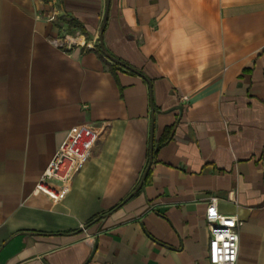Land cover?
Masks as SVG:
<instances>
[{"label": "crops", "instance_id": "obj_1", "mask_svg": "<svg viewBox=\"0 0 264 264\" xmlns=\"http://www.w3.org/2000/svg\"><path fill=\"white\" fill-rule=\"evenodd\" d=\"M107 4L0 0V264H210L211 198L264 264V0H109L103 45L144 77L102 54ZM79 126L55 202L37 185Z\"/></svg>", "mask_w": 264, "mask_h": 264}, {"label": "built area", "instance_id": "obj_2", "mask_svg": "<svg viewBox=\"0 0 264 264\" xmlns=\"http://www.w3.org/2000/svg\"><path fill=\"white\" fill-rule=\"evenodd\" d=\"M79 38L80 35L76 33L53 38L51 44L61 50L70 51L80 45ZM97 139V132L89 126L73 128L39 179L37 188L52 196L55 202L64 200L71 192L73 180L89 163ZM205 220L210 232L209 263L238 264L240 246L238 218L221 214L218 210V199L211 198L206 207Z\"/></svg>", "mask_w": 264, "mask_h": 264}, {"label": "water", "instance_id": "obj_3", "mask_svg": "<svg viewBox=\"0 0 264 264\" xmlns=\"http://www.w3.org/2000/svg\"><path fill=\"white\" fill-rule=\"evenodd\" d=\"M108 15H109V0H108V4H107V9H106V13H105L104 21H103V27L101 28V34L99 35V43H100V49H101L102 54H104V56H106V57H107L109 60H111L112 62H114V63H116V64H119L120 66H123V67H125L126 69H129V70H131V71H133V72H135V73L138 74L139 72H137V71H135L134 69H132V68L126 66L125 64H123V63L120 62L119 60H117V59H115L114 57H112V56L106 51V49H105V47H104V45H103L102 37H103L104 27H105V25H106V23H107ZM139 74H140V73H139ZM140 75H141L142 77H144L142 74H140ZM153 111H154V109H153ZM153 133H154V131H153V129H152V137H151V158H150V164H149V167H150V165L152 164V161H153V142H152V141H153ZM148 172H149V168L147 169V171H146L145 174L143 175V180H142V182L140 183V185H139V187L137 188L136 191H139V190L141 189L142 183H143V181L145 180V178L147 177ZM130 197H131V196H129V198H127V199L125 200V202L128 201V200L130 199ZM87 228H88V226H84V227L81 228V230H79L77 233H81V232L87 230ZM93 255H94V254H93ZM93 255H92L91 258L89 259L88 263L92 260Z\"/></svg>", "mask_w": 264, "mask_h": 264}]
</instances>
